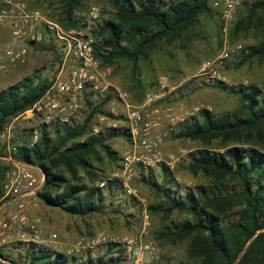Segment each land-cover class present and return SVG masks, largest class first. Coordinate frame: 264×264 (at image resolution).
<instances>
[{"label": "trees", "instance_id": "trees-1", "mask_svg": "<svg viewBox=\"0 0 264 264\" xmlns=\"http://www.w3.org/2000/svg\"><path fill=\"white\" fill-rule=\"evenodd\" d=\"M62 2L65 9L60 22L63 24L65 20L67 28H77L72 14L78 8L79 0ZM208 2L112 0L115 20L91 31L101 40L97 45V58L102 65H112L116 60L125 59L132 63L133 72L136 71L138 61L146 59L158 42L182 38L187 30L194 27L200 15L209 11ZM259 11L264 19V0L253 3L249 16ZM252 58H264V40L258 46L250 47L240 64ZM50 85V81L35 76L1 90L0 132L31 109ZM216 87L238 96L241 105L236 113L219 116L202 110V123L190 121L175 135L202 145L191 156L189 170L206 177L210 186L199 185L180 198L167 195L171 208L186 211L191 217L168 233L175 240H189L187 254L192 264H264V93L254 85L228 87L218 83ZM110 98L109 95L95 106L85 100L87 110L82 123L73 120L70 124L54 125L51 133L48 128L42 127L33 146H30L29 130L26 133L29 134V144L15 147L12 156L17 161L41 170L44 182L38 197L45 205L79 217L100 210V188L89 190L86 185L69 184L60 168L72 180L78 181V169L90 174L94 168L92 160H99L97 148L109 160H118L117 153L106 142L116 136L127 139L122 128H110L106 134L102 132L98 136L87 135L94 117L105 113L102 107ZM216 140L221 143L219 148L214 149L212 146ZM247 140L259 147L245 146ZM0 156L6 154L0 151ZM8 168V163L0 161V201ZM164 174L161 188L167 194L166 184L171 183L173 177ZM95 177L97 179L98 175ZM227 213H233L235 219H229ZM18 245H23L28 264H75V259L71 260L61 252L34 243ZM111 254L112 249L109 248L95 259L87 258L78 264L124 263L123 259L114 258ZM0 258L7 260L1 252Z\"/></svg>", "mask_w": 264, "mask_h": 264}, {"label": "rangeland", "instance_id": "rangeland-1", "mask_svg": "<svg viewBox=\"0 0 264 264\" xmlns=\"http://www.w3.org/2000/svg\"><path fill=\"white\" fill-rule=\"evenodd\" d=\"M62 1L25 0L30 11L40 8L48 10L45 15L67 31L79 30L82 25L86 27L90 22V12L95 8L99 15L95 28L115 20L112 0H79V6L74 10L72 18L80 25L76 24L77 28H67L65 20L63 24L60 22V18H64L65 9ZM165 1L170 2V0ZM256 1L258 0H243L232 20L224 26V22L220 20L214 9L215 0H209V11L200 15L194 27L187 30L182 38L158 42L146 59L138 61L134 72L132 63L125 59L116 60L112 65H102L98 59L101 68H109L111 72L108 79V90L104 97L101 94L89 93L85 100L95 106L100 105L109 95L111 98L102 107L105 113L94 117L91 130L87 135L98 136L102 132L106 134L108 129L113 128V124L117 125L115 129H119L124 124L122 118L124 112L118 93H126L132 103L139 104L144 94L155 88L160 77H167L169 84L176 87L172 102L182 103L188 107L198 105L202 107V110H207L214 116L236 113L241 105L239 97L229 90L218 89L216 87L218 83H204L201 77L203 67L220 53L225 39L229 44H240L243 47L242 52L227 64L224 71L228 83L226 85L228 87L254 85L264 93V58H252L240 64L248 49L258 46L264 40L263 13L259 11L252 17L249 16L250 8ZM2 4L3 2H0V7ZM224 27H227L226 34L222 31ZM42 34L43 43L28 47L29 54L24 64H7L5 69L0 71V91L25 78L34 79L35 76L52 83L61 63L62 43L52 38L45 30H42ZM94 38L99 44L100 38L95 36ZM10 40L9 26L6 23L0 30V49L5 48ZM112 102L121 118L116 121L109 113ZM83 103L82 110L80 109L75 119L78 124L84 121L86 115L87 105L85 101ZM102 117H108L109 120L105 118L103 122H100L99 118ZM34 120L17 118L11 121L10 135L2 140L0 151L7 155L8 146L15 148L27 142L29 144L27 136L29 134L26 133L37 125ZM194 120L202 123V113L197 114L191 122ZM184 126L185 124L180 126L177 133L170 136L162 145L161 152L164 162L160 166L139 172L135 176L130 183L135 191L134 195H128L115 177L120 170L122 155L129 147L128 139L122 136L113 137L106 142L110 149L117 153L118 160H109L102 150L97 148L99 160H92L94 168L90 170V174L78 169V181L72 180L68 173L60 168L69 184L86 185L89 190L100 188L102 202L98 212L79 217L68 215L59 208L47 206L37 197L35 210L41 219L45 237L50 232L58 235L54 244L47 245L49 249L67 254L76 243L86 244L99 235L107 239L141 238L145 242L155 244L160 250L158 261L146 257L144 264H177L179 262L192 264L187 254L189 240L178 241L168 233L190 220L191 217L186 211L171 208L169 197H183L185 192L193 191L199 185L208 187L210 183L202 174H194L189 170L191 156L202 148V145L198 141L175 137ZM95 127L98 129L96 135L93 134ZM53 128V126L48 128L50 133ZM82 139H77V141H82ZM220 143V140L214 141L212 148H219ZM244 145L259 147L251 140H247ZM217 151L222 152L223 150ZM33 169L37 172L38 168L34 166ZM164 173L173 177L172 182L166 184L169 190L167 194L161 188L165 181ZM110 178L112 180L101 188L100 183ZM143 211H146L148 215L147 226H145ZM227 215H230L229 219H235L233 213H227ZM23 249V245L17 243L0 247L3 257L8 260L7 262L0 258V262L28 264ZM102 252L103 250L98 249L90 253L87 251L82 257L72 255L69 257L71 260L75 259V264H78L83 263L87 258L95 259L102 255Z\"/></svg>", "mask_w": 264, "mask_h": 264}, {"label": "built area", "instance_id": "built-area-1", "mask_svg": "<svg viewBox=\"0 0 264 264\" xmlns=\"http://www.w3.org/2000/svg\"><path fill=\"white\" fill-rule=\"evenodd\" d=\"M243 0H215L214 9L224 26L232 20L235 11ZM0 30L7 23L10 42L0 49V71L5 66L24 64L31 45L43 43L45 30L55 40L62 43L61 63L50 87L44 95L18 118L33 120L36 126L30 129V146L37 143L42 127L62 126L70 124L78 117L83 102L89 93L105 96L108 86L110 69L101 68L97 58V41L91 31L99 19L98 10L90 12V22L82 25L79 30H65L61 25L49 19L43 8L29 10L25 0H0ZM226 34L227 27H224ZM226 36V35H225ZM243 50L240 44H229L226 39L220 53L214 60L207 63L201 77L204 83L228 84L224 71L228 62L238 56ZM176 87L169 84L167 77H160L153 90L146 92L139 104L130 101L126 93H118L123 109L122 128L129 141V147L122 155L119 173L115 176L128 195L135 191L130 183L139 172L160 166L164 161L161 147L179 127L190 122L202 111L201 106L188 107L182 103L172 102ZM114 121L121 119L114 103L109 108ZM108 117L99 118L100 122ZM34 120V121H35ZM113 128L117 125L113 124ZM8 126L0 132L2 140L10 135ZM6 132V133H5ZM7 134V135H6ZM98 134V129H93ZM7 155L0 156V161L9 164L3 180V196L0 201V247L15 243H34L41 247L54 244L57 233L50 232L46 237L41 227V219L35 208L36 199L42 190L44 176L41 170L17 161L12 153L15 148L8 146ZM112 179L100 183L103 188ZM144 213L145 226L148 225V215ZM112 249L114 258H121L125 264H144L146 257L153 261L160 259L159 248L139 239H107L99 235L86 244L76 243L68 251L67 256L82 257L87 251L101 249L104 254ZM60 252V251H57Z\"/></svg>", "mask_w": 264, "mask_h": 264}]
</instances>
